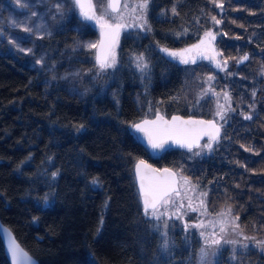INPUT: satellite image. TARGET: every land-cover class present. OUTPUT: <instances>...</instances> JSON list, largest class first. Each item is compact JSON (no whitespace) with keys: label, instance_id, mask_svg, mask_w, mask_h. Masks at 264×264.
Here are the masks:
<instances>
[{"label":"trees","instance_id":"16d2710c","mask_svg":"<svg viewBox=\"0 0 264 264\" xmlns=\"http://www.w3.org/2000/svg\"><path fill=\"white\" fill-rule=\"evenodd\" d=\"M152 1L153 8H169L164 13L170 16L156 19L163 10L152 12L148 21L164 25H154L159 36L152 35L150 42L181 47L212 32L229 64L225 71L232 80L227 84L237 106L239 80L250 79L245 67L237 65L240 57H249L244 62L254 74L264 66V0ZM173 7L177 14L170 12ZM59 23L64 26L60 31L37 40L38 47L54 53L49 59L57 66L66 56L76 62L69 56L76 39L94 36L71 14ZM74 28L79 30L75 37ZM167 66L154 67L163 91L148 89L152 82L139 92L125 91L121 76L113 88L92 70L100 81L88 83L98 84L93 88L99 90L90 88L80 97L65 88L56 72L47 74L56 79L48 78L53 84L47 88V75H35L23 57L0 51V220L39 264H197L198 246L186 247L177 233L174 253L161 258L159 236L138 194L135 165L140 160L181 170L207 189L213 213L230 208L240 230L264 242V92L254 100L252 119L233 115L205 158L191 155L186 146L151 155L132 127L149 117L148 108L159 109L167 120H182L184 135L214 118L212 100L199 104L193 94L183 95V75ZM190 66L193 77L216 78L225 67L217 71L206 61ZM93 179L99 183L93 185ZM0 264H10L1 237ZM215 264H264V252L250 249L233 259L225 249Z\"/></svg>","mask_w":264,"mask_h":264},{"label":"rangeland","instance_id":"374dc122","mask_svg":"<svg viewBox=\"0 0 264 264\" xmlns=\"http://www.w3.org/2000/svg\"><path fill=\"white\" fill-rule=\"evenodd\" d=\"M90 2L94 16L100 19V22L97 23L108 27L118 24L148 28L151 8L155 7L152 0H148L146 10L140 7L143 0H121V6L118 10H112L109 7L110 0H90ZM70 14L75 19L78 18L83 25L88 27V30L94 31V36L92 32V37L76 39L72 47L74 50L73 54L69 55L74 56L76 59L74 61L76 62H71L70 58L66 56L65 60L62 61L63 64L57 66L58 63L49 59V56L53 59L54 53H48L38 47L37 40L41 39V37L48 38L55 32L60 31L64 26H61L59 21L66 22L70 18ZM80 14L75 0H0V51L5 49L14 58L23 57L27 60L28 67L37 71L35 75L38 72L45 75L56 72L57 79L64 81L65 88L80 97L86 96L88 94L86 92L90 88L99 84L100 76L91 74L92 70L96 74L102 75V79L107 78V84L112 85L113 88L118 85L119 76L122 77V82L124 80L127 82L130 79L127 83L135 84L136 81L138 85H146L147 87L152 79V66L147 57L143 55L148 67L141 71L137 67L136 56L130 58L120 55L118 50L119 41H117L115 49L111 52L109 58L99 61L97 59V47L101 37L98 27L88 23ZM157 14L155 18L161 19V14ZM73 30L75 31L73 33L75 37L79 30L78 28ZM88 45H95V47L90 48ZM113 61V66L101 67V62L111 64ZM191 64L190 62L185 67L181 92L187 98L193 94L199 104L207 99L212 100L214 118L210 121L212 123L205 124L206 126L212 128L217 126L222 129L235 114H239L243 119L245 115L253 116V111L255 110L254 100L259 99L262 91L264 92V66L261 67V73L257 75L252 73L248 62L237 64L245 67V70L249 72L250 79L246 83L244 80H239L238 85H240L242 97L237 106H235L231 89L227 84V82L232 80V76L225 71L229 64L225 65L223 62L225 67L222 68V74L218 78L213 75L193 77L190 71ZM131 74L132 76H130ZM50 77L55 79L53 74L44 78L47 88H50L53 84L51 79H48ZM126 77L127 79H124ZM209 77L212 79H209ZM90 79H94L92 82L98 84H89L88 81ZM218 80H222L226 84H218ZM234 83L236 82L233 81L232 85ZM146 87L144 91H147ZM259 88H261L260 91H258ZM93 89L95 91L99 90V88ZM101 92L105 91L102 90ZM253 92H255V96L252 95ZM109 93L112 95L115 90L109 91ZM226 93L230 100L225 98ZM220 106H223V109ZM143 108L141 105V109ZM221 110L225 116L224 120H221L220 116L216 114L217 111ZM147 114L149 117L146 119L151 120L155 119L156 116H159L160 119L166 117L157 108H148ZM220 139L221 136L213 139L211 136L204 135L201 140L198 139L195 143L191 141V144L184 145H191V155L202 159L213 153ZM209 143L211 148L206 146ZM175 173L177 175L176 189L156 206L157 212L164 211L166 214L161 216L160 219H155L151 215L153 208H148L146 212L144 207L147 219L152 221L155 233L159 236L161 258L168 260L171 254L174 253L176 247L174 236L176 233L182 238L186 247H190L194 242L198 246L197 264H201V249H204L208 254L204 257L203 264H215L225 249L229 250L233 259H237L238 254H244L250 249L264 252V242H259L252 237L246 236L240 230L238 220L231 212L223 210L213 213L210 210L207 189L192 181L181 170H177ZM203 193H207V195H203ZM165 200L170 202L164 205L163 202ZM221 213H225V215L222 216ZM165 224H167L166 228L164 227ZM221 227L224 228L223 232L220 230ZM213 239L220 240V243L217 245L212 244L211 241ZM225 240H235L237 243H225ZM165 242H167V248L164 247ZM243 245H247V247L244 248ZM233 249H235V252Z\"/></svg>","mask_w":264,"mask_h":264},{"label":"water","instance_id":"95a60500","mask_svg":"<svg viewBox=\"0 0 264 264\" xmlns=\"http://www.w3.org/2000/svg\"><path fill=\"white\" fill-rule=\"evenodd\" d=\"M111 4H114L115 7H111L112 10H118L121 6V0H110ZM81 12V16L85 18L84 13H88L93 15V9L91 6L90 0H81L80 4H77ZM87 21L97 24L96 19H86ZM103 43V35H101L100 45ZM164 48H161V50ZM201 50L203 55L201 56L202 60L209 62L214 69L220 71L223 67V58L222 54L219 51L216 43V39H212V37H201L198 41L190 44L187 47L181 49H169V52L181 53L180 58H185L191 62L193 60V52L195 50ZM190 50V51H186ZM163 51V50H162ZM166 55H169L168 52L163 51ZM197 61V59H194ZM219 65V67L217 66ZM184 122L179 118L169 119L166 118L160 119L159 116L154 120H148L147 124L144 122L140 123L146 129V132L137 131L138 138L142 145L150 152L151 155H158L163 151H166L170 148H175L179 146H183L184 144H190L188 138L183 136V132L181 130V125ZM211 124V123H209ZM206 127V126H205ZM149 136L152 137L154 142H163V148H153L149 143ZM211 136V135H210ZM215 137V135H213ZM186 138V139H185ZM182 143V144H181ZM181 144V145H180ZM187 146V145H185ZM143 161L144 164H140L139 162ZM135 165V179L138 189V194L141 202L144 204L145 199L148 200L149 206L148 208H152V205L155 204L157 206L168 194H170L177 187V175L174 171L169 170L167 168L159 169L154 164L146 161L140 160ZM167 169L168 171H165ZM0 237L3 241L5 252L10 264H14L11 253H10V245L13 240L15 244L19 245V251L22 250V253H27V256L31 258L34 264H39V261L33 257L17 240L13 231L7 227L0 220ZM20 264H26L22 255H20Z\"/></svg>","mask_w":264,"mask_h":264},{"label":"flooded vegetation","instance_id":"af4514ba","mask_svg":"<svg viewBox=\"0 0 264 264\" xmlns=\"http://www.w3.org/2000/svg\"><path fill=\"white\" fill-rule=\"evenodd\" d=\"M76 1V0H75ZM81 1V0H80ZM77 6V5H76ZM169 8H160L159 10L157 8H151V15L152 12H159L163 10V13L161 12V17L164 16H170L168 15V13H164L166 12V10H168ZM88 23H91L89 21H87ZM155 22V23H150L149 22V26L148 28H142V27H133L132 25H120L119 28H116L115 26L112 27H108V26H103V25H99L98 23L95 25L98 27L99 30V34L100 37L101 35H103V43L100 45H98L97 47V56H98V60H107L111 54V52L115 49V45L117 43V41H119V52L120 55L123 57H137L140 55H145L148 59V61L151 63L152 66V79L154 80L151 81L152 85H150V88L148 87V89L150 90H156V91H163L166 89V87L162 86L161 80L157 81L156 77H155V72H154V67L155 64L157 66H161V68L163 66H167V68L169 67L171 69L175 68V70L177 72H180L181 75H183V79H184V74L183 72L185 71V67L190 63H182L181 62V58L180 57H173L171 55H166L161 48L164 49H181L184 47L189 46V43H186L185 45L179 47V46H173V47H168V46H164L162 44H160L158 41L156 42H150V39L152 38V35H156L157 37L159 36V34L157 32H155L154 29V25H161L163 26L164 23L163 22ZM169 23V22H167ZM93 24V23H92ZM101 41V39H100ZM170 41H172L170 39ZM152 44V47H147V44ZM133 51H136V53H134ZM203 55V52L199 49L195 50L193 52V59H197V61H195V63H199L202 62L204 60L201 59V56ZM185 59V58H183ZM193 64V63H192ZM134 74V73H133ZM132 76V74L130 75ZM158 76V75H157ZM159 77V76H158ZM160 78V77H159ZM124 79H127L124 78ZM183 79L181 84L183 85ZM130 80V79H129ZM129 80H127V82H129ZM181 80V78H180ZM125 82H122V87L123 90L131 92V93H135V92H139L141 90V85H138L137 82L135 81V84H129ZM182 88V86H181ZM146 120H151V119H146ZM200 126L199 128H190L191 132H187L189 134L184 135L186 138H188L189 142L192 140H196L198 141L201 140L203 138L204 135H208L211 137H214L213 135H215V137H219L222 136V129H220L219 127H208V126ZM219 128L220 131L217 134L216 129ZM186 132V131H184ZM191 134V135H190ZM185 138V139H186ZM163 148V147H162ZM161 148V149H162Z\"/></svg>","mask_w":264,"mask_h":264},{"label":"snow or ice","instance_id":"6c2138e0","mask_svg":"<svg viewBox=\"0 0 264 264\" xmlns=\"http://www.w3.org/2000/svg\"><path fill=\"white\" fill-rule=\"evenodd\" d=\"M76 2H77V4H80V0H76ZM147 6H148V0H143V2L140 4V7L142 9H144V10L147 9ZM218 6L221 7V8H223V4H218ZM109 7H113L114 8L115 5L110 3L109 4ZM171 11H172L173 14H177L175 7H173ZM84 16H85V19H96L98 23L100 22V19L97 18V17H95L94 14L93 15H90L88 13H84ZM212 19L215 21V23H217V24L220 23V21L219 20H216L215 17H212ZM115 27L116 28H119L120 25L117 24ZM205 37H212V39H215V36L213 35L212 32H205ZM41 38H43V37H41ZM88 47H90V48L91 47H95V45H88ZM162 50L165 51V52H168V54L171 55V56H173V57H177V56H181L182 57V54L181 53L169 52L168 49H162ZM186 51H190V50H186ZM248 59H249V57L247 55H243L242 57H240L239 62L240 63H243L244 61H247ZM136 60H137V67H139L141 71H144V69L148 67V64L144 60L143 55L137 56L136 57ZM181 62L182 63H189V60L181 58ZM191 63H195V60L194 59L191 60ZM113 64H114V61L111 64H107V63L101 62V67L102 68L103 67H111V66H113ZM224 64L225 65L227 64V61L226 60L224 61ZM217 66L219 67V65H217ZM209 79H212V78L209 77ZM252 95L255 96V92H253ZM225 98L230 100V97L228 96L227 93L225 94ZM220 107H221V109H223V106H220ZM216 114L218 116H220L221 120H224L225 119V116H224V113H223L222 110L221 111H217ZM173 119H176V118L174 117ZM244 119L251 120L252 119V116L251 115H245L244 116ZM147 123H148V121H144V124H147ZM209 123H212V122H209ZM132 127H134L137 131L145 132L147 134L146 129L143 127L142 124H134V125H132ZM219 131H220V129L217 128L216 129L217 134L219 133ZM213 139H215V137H213ZM149 143L152 145L153 148H162L163 147V142L162 141L159 142V143L154 142L152 140V137L151 136H149ZM206 146L208 148H211V144L210 143L207 144ZM188 147L191 150V145H188ZM241 147H244V145H241ZM248 150H250V149L245 148V151H248ZM139 163L141 165L144 164L143 161H140ZM165 171H168V170L165 169ZM52 175H53V177H55L57 175V173H53ZM98 183H99V181L97 179H93L92 180V184L93 185H97ZM203 195H207V193H203ZM169 202L170 201L165 200L163 203H164V205H167ZM144 204H145V211L147 212V209H148V206H149V202H148L147 199H145ZM152 208H153V211H152L151 215L155 219H160L161 216H164L166 214L164 211L157 212L155 204L152 205ZM228 212L229 213L231 212V209L230 208L228 209ZM221 215L223 216V215H225V213H221ZM237 219H238V217H237ZM164 227L166 228L167 227V224H165ZM220 230H221V232H223L224 231V228L221 227ZM211 243L214 244V245H217V244L220 243V240L213 239L211 241ZM225 243L235 244V243H237V241H235V240H225ZM164 247L165 248L168 247L167 242H165ZM243 247L246 248L247 245H243ZM9 250H10L11 258H12L14 264H20V255L23 256L24 261L26 262V264H34V262L31 260V258L27 256V253H22V250H21V251H19V254H18L19 245L18 244H15L14 240H13L12 244L10 245ZM233 251L235 252V249H233ZM207 255H208L207 252H205L204 249H201V264H203L204 257L207 256Z\"/></svg>","mask_w":264,"mask_h":264}]
</instances>
